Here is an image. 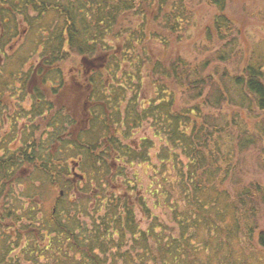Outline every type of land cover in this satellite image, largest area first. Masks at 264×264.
<instances>
[{
  "label": "trees",
  "instance_id": "1",
  "mask_svg": "<svg viewBox=\"0 0 264 264\" xmlns=\"http://www.w3.org/2000/svg\"><path fill=\"white\" fill-rule=\"evenodd\" d=\"M225 2L0 0V53L13 52L0 62V105L17 94V115L44 127L0 154V264H104L117 234L143 248L140 263L127 252L132 264H196L207 233L219 247L264 248V180L246 182L237 166L264 144V61L230 69L231 41L202 59L151 52L153 37L163 47L192 39L202 4L217 11L205 17L211 48L232 37ZM79 93L85 126L74 130L57 103ZM146 124L155 140L137 137ZM136 167L152 170L147 186ZM156 208L169 216V244Z\"/></svg>",
  "mask_w": 264,
  "mask_h": 264
},
{
  "label": "rangeland",
  "instance_id": "2",
  "mask_svg": "<svg viewBox=\"0 0 264 264\" xmlns=\"http://www.w3.org/2000/svg\"><path fill=\"white\" fill-rule=\"evenodd\" d=\"M226 14L228 16H231L232 22H230V32L229 34L232 35V37H226L224 39H219L221 42L217 46V43L213 44V47L211 48L210 43L205 40L206 36V20L205 17L213 15L214 13H217L215 8H210L209 6L202 4L199 6V20H198V27L194 28L192 30V39L186 38L178 41H174L176 44L167 45L166 47H163L162 44L158 41L156 37H153V43L151 46V52L155 56H160L162 54L163 57L171 56V54H179L183 55L188 59H193L196 55H199L198 58H204L206 55L211 54V51L214 49H221L223 48V44L231 41L232 43L229 44V51L232 50V53L230 54V57H232L227 62V66L233 68L232 66H242V62L248 63L249 61L252 63H258L261 61H264V0H226ZM52 13L46 14V16H50ZM28 15H32L31 13H28ZM136 14H128L127 17V23L130 21H134L136 19ZM153 25V24H152ZM21 28H23V25H20ZM158 26L153 25V31L151 32V35L154 36V34L158 33L157 28ZM20 28V29H21ZM183 29V28H182ZM225 30V29H224ZM159 31V30H158ZM160 32V31H159ZM223 32V31H222ZM25 33V32H24ZM31 34V33H30ZM160 36H164V33H159ZM215 36L218 38V34L214 33ZM223 34V33H222ZM23 35V34H22ZM21 36V39L23 36ZM232 38V40H231ZM204 39V40H201ZM178 42V43H177ZM212 49V50H211ZM224 50V49H222ZM3 55H13V52L11 50L6 52L0 53V62L3 61L5 58ZM17 55V54H16ZM120 55V54H118ZM197 58V57H196ZM233 97L237 98L238 93L235 92L232 94ZM83 93H79L76 97H68V94H65V97H59L57 105L58 107H63L65 112L69 113L72 117L74 116V119L76 120V125L74 127V130L80 129L85 126L84 119L81 115V105L83 104L82 99ZM187 96L184 95L182 91L179 92L178 98H177V104H183L182 102L184 100H187ZM17 103V94H14V97L9 100L8 103H1L0 105V154H2L5 149H15L22 145L23 138L26 133L30 132L35 126H39L40 129H35V133H33V137L35 138V141L38 140V137L40 133L43 130V125H40V120L37 119L36 121L28 120L26 118L25 114L23 112L19 116L17 115L18 111H20ZM62 108V109H63ZM202 114L201 115H218L219 112L215 111L214 109H209L204 106H202ZM222 115L227 114L226 109L220 110ZM145 130L144 131H138L137 137L140 138L144 134H148L151 139L153 138V130L150 128L147 124L144 125ZM263 142H264V136H263ZM154 142V141H153ZM156 146H159V144L156 142ZM158 148V147H156ZM253 149H250L251 151L248 153H245L242 157V161H240L238 168H244L243 174H237L239 178L245 179L246 182H253L257 180H264V144L259 145L256 149L252 147ZM159 150V149H158ZM151 152L154 150L151 149ZM183 159H185L182 156ZM179 157V159H182ZM158 162V160H155ZM169 166V164H168ZM136 170L139 169L141 172L142 182L147 186L148 183L151 181V178L153 176L152 170L149 168L147 170L142 168H135ZM145 170V171H144ZM239 173V172H238ZM162 176L164 178H167V171L162 173ZM156 179H159L156 177ZM153 180V178H152ZM36 185H39L40 183L37 181L35 183ZM233 184V183H230ZM235 185V184H233ZM148 190V189H145ZM50 192V191H48ZM58 192V191H57ZM56 192V194H57ZM51 193V192H50ZM47 194L43 201V209L46 212H49L52 208V203L55 195ZM149 206L152 207L153 197L149 193ZM153 209V208H152ZM154 215H158V219L161 220V222L166 226L164 229V235L165 238L168 239L167 244H169V236H170V230H169V216L164 213V211H160V209L156 208L154 209ZM92 214V213H91ZM87 218H85V221ZM141 225L140 230H145L146 225V218L140 215ZM152 216L148 218V221L152 222ZM261 226H264V220H261L260 222ZM264 228V227H262ZM158 230V229H157ZM204 235V232L200 233L199 236H197L198 239H194L193 245L195 247L200 248L202 245H199ZM237 236V234H236ZM137 238L139 236H136ZM216 236L212 235L211 233H207L202 238H207V247H204L203 250L199 253V259L198 263L205 264L208 259H211L215 262V264H264V248L257 247V245H246L245 242H243L241 234L238 235L240 238L242 244L235 245L233 248L228 244L224 243L223 241V247H219V239L215 240ZM236 239V238H235ZM132 240V237L129 235H125L124 238H122L119 234L114 235V245L112 246L113 249L107 250L105 254H101L100 256L102 258H106L104 264H124L125 258L131 253V255H134L135 263H140L139 258L137 259V252L143 251V248L139 244H135ZM193 242V241H192ZM204 244V241H202ZM148 246L150 252L154 251V243L153 239L148 236ZM111 248V247H110ZM129 252V253H127ZM149 252V255H150ZM144 255L146 253H143ZM226 257V258H225ZM128 261V260H127ZM144 261V260H143ZM146 262H151L146 261ZM196 262V261H195ZM125 264H132V261H128V263Z\"/></svg>",
  "mask_w": 264,
  "mask_h": 264
}]
</instances>
